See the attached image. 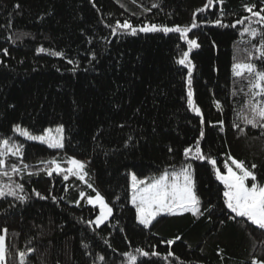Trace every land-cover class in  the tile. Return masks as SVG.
Here are the masks:
<instances>
[{"label": "trees", "instance_id": "trees-1", "mask_svg": "<svg viewBox=\"0 0 264 264\" xmlns=\"http://www.w3.org/2000/svg\"><path fill=\"white\" fill-rule=\"evenodd\" d=\"M207 3L0 0V142L23 145V162L11 154L4 157L6 170L16 164L21 171L11 181L0 177V183L22 184L17 193L25 197L0 198V234L7 229L5 264H19L18 253L28 249L34 251L26 264H128L126 252L137 256L138 264L264 261V230L233 218L212 166L184 156V149L194 152L199 140L202 153L216 159L222 172L230 155L250 169L255 164L251 170L264 184V129L240 118L247 113L251 77L232 73L233 63L249 62L250 52L251 62L264 71L253 47L261 38L241 36L246 25L215 24L220 19L231 25L249 15L244 5L259 10L264 0H213L197 11ZM194 18L197 27L187 38L199 47L188 56L190 86L188 67L177 63L189 51L179 33L112 32L117 21L128 20L137 28L190 27ZM41 47L44 52H38ZM189 87L201 115L188 105ZM16 125L33 133L62 125L64 147L27 140L14 132ZM69 157L85 164L84 181L72 175L65 180L55 172L49 176L41 163L56 159L67 168ZM189 162L202 215H163L145 228L131 204V174L159 176ZM93 188L112 208L99 227L88 223L99 215V206L87 203L96 194ZM137 248L159 255L142 257ZM169 251L174 255L164 259Z\"/></svg>", "mask_w": 264, "mask_h": 264}, {"label": "snow or ice", "instance_id": "snow-or-ice-1", "mask_svg": "<svg viewBox=\"0 0 264 264\" xmlns=\"http://www.w3.org/2000/svg\"><path fill=\"white\" fill-rule=\"evenodd\" d=\"M219 2L222 4L223 0H219ZM212 4L213 0H208V3L197 11L202 12ZM256 7L255 4L244 5V11L249 15L237 19L235 23L231 25L223 24L220 19H217L215 24L220 27L233 28L237 27V25H246L242 28L240 35L244 36L247 34L253 39L260 36V46L258 48L255 46L253 47L255 53L259 54L256 58L264 61V7H261L259 10H254ZM253 24L260 25V28L252 27ZM196 27L197 24L195 18L190 27H167L156 24H145L142 27L137 28L128 20H125L123 23L117 21L112 28V32L115 34L117 30H125L132 35L137 34L138 31L146 33L157 31H162L164 33H179L181 39L187 40L189 51H185L182 58L179 59L177 63L188 67V84L190 86L192 67L191 62L188 60V56L193 48L199 47V44L194 39H188L187 34ZM44 51L45 49L42 47L38 49V52ZM6 52L7 50H5V53ZM53 54L57 56L62 55V53ZM253 56L254 53L250 52L249 62L233 63L232 73L235 77L245 78V74H247V77H251L249 80L251 98L247 104V113L242 114L240 118L246 125H250L252 128L264 129V71L258 70L257 65L251 62ZM69 63H72V61H69ZM188 105L197 115H201L199 107L193 102L191 87H189L188 91ZM217 107H220L218 102ZM235 126L239 127V125ZM63 131V127L59 126L55 130L51 128L46 129L43 135H33L27 129H23L19 125L14 127V132L23 136L25 139L38 141L42 144H46L47 147L52 149H62L64 147ZM241 131L243 132L244 130L241 129ZM200 135L201 137L204 136L203 131H201ZM22 148L23 145H10L8 139H4L0 142V177H7L9 181H11V175L21 171L16 164L11 165L10 170H6L8 165L4 157L11 154L23 162ZM184 156L186 159L192 158L200 161H207V163L212 166L216 180L224 186V205L230 213L234 214L233 218L239 217L246 219L250 224L264 230V184L257 182V177L254 171L251 170L257 167L255 164H252L250 169L246 166L244 161L237 160L229 155L223 163V169L225 171L222 172L221 169L217 167L216 159L202 153L199 140L194 146V152L193 147L184 149ZM41 163L46 165L44 170L49 176L55 172L57 174H63L65 180L68 179L69 175L76 176L81 181L85 180V164L75 158L69 157L67 159L66 163L69 165L67 168L61 167V164L56 159L47 162L41 161ZM27 168L28 165L24 164V169ZM249 181H251V184H249ZM88 187L92 188V185L88 184ZM17 190L22 192L23 185L14 182L0 183V198L12 196L16 197L18 200H24L25 197L18 195ZM93 191L96 194L94 197L89 196L87 198V203L90 205H98L99 215L96 216L95 221H89L88 223H95V225L99 227L112 215V208L109 207L105 202L104 197L98 191L94 188ZM36 195L41 199L45 198L41 196L39 192H36ZM79 195L81 198L85 197L83 191H81ZM55 199L56 198L53 197V200ZM131 204L135 208L137 220L145 228L149 227L157 217L163 215L174 216L186 212L191 213L193 216L202 215L200 209L201 201L194 188L192 165L190 163L182 165L179 170H176L173 167L172 171L165 170L158 177L153 176L147 179H139L133 174L131 176ZM3 233L4 234H0V264H5L7 229H3ZM176 239H180V237H177ZM173 243L174 241L172 240L167 241V244L169 245ZM85 247H87V245H85ZM32 251L34 250L28 249L27 251H20L18 253L19 264H26V257L28 253ZM136 252L142 257L159 255V253L155 251L149 253L140 248H137ZM123 255L127 257L128 264H138L137 256L130 252H126ZM173 255L174 254L169 251L164 259ZM99 259L103 260L104 257L101 256ZM252 264H264V261L254 259Z\"/></svg>", "mask_w": 264, "mask_h": 264}, {"label": "rangeland", "instance_id": "rangeland-1", "mask_svg": "<svg viewBox=\"0 0 264 264\" xmlns=\"http://www.w3.org/2000/svg\"><path fill=\"white\" fill-rule=\"evenodd\" d=\"M200 109V108H199ZM59 126H62V125H57V126H53V127H48V128H51V129H53V130H55L57 127H59ZM21 128H23V129H27V128H24V127H22V126H20ZM63 127V126H62ZM47 128V129H48ZM28 130V129H27ZM63 130H64V128H63ZM29 131V130H28ZM31 134H33V135H43L44 134V132L43 133H33V132H31V131H29ZM18 134V133H17ZM19 135V134H18ZM21 137H23V136H21ZM24 138V137H23ZM63 138H64V131H63ZM38 142V141H37ZM63 142H64V139H63ZM11 145V144H10ZM72 158H74V157H72ZM75 159H77V160H79L78 158H75ZM81 161V160H80ZM82 162V161H81ZM191 165H192V175H193V180H194V174H193V163L192 162H189ZM189 163H187V164H189ZM177 170H179V169H177ZM168 171H172V170H168ZM222 171V170H221ZM84 172H85V168H84ZM134 173H132L131 174V176L133 175ZM136 175V174H135ZM137 176V175H136ZM138 177V176H137ZM156 177H158V176H156ZM139 178V177H138ZM139 179H147V178H139ZM194 188H195V182H194ZM94 197V196H93ZM106 202V201H105ZM98 206V205H97ZM110 207V206H109ZM110 218V217H109ZM109 218H108V220H109ZM108 220H106V221H108ZM105 221V222H106ZM104 222V223H105Z\"/></svg>", "mask_w": 264, "mask_h": 264}, {"label": "crops", "instance_id": "crops-1", "mask_svg": "<svg viewBox=\"0 0 264 264\" xmlns=\"http://www.w3.org/2000/svg\"><path fill=\"white\" fill-rule=\"evenodd\" d=\"M106 201V200H105ZM107 203V202H106Z\"/></svg>", "mask_w": 264, "mask_h": 264}]
</instances>
